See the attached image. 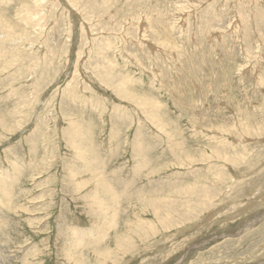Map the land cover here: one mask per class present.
<instances>
[{
	"label": "rangeland",
	"instance_id": "374dc122",
	"mask_svg": "<svg viewBox=\"0 0 264 264\" xmlns=\"http://www.w3.org/2000/svg\"><path fill=\"white\" fill-rule=\"evenodd\" d=\"M0 264H264V0H0Z\"/></svg>",
	"mask_w": 264,
	"mask_h": 264
}]
</instances>
